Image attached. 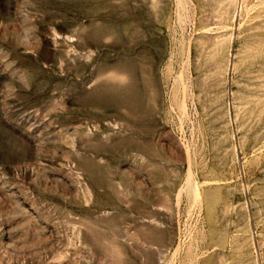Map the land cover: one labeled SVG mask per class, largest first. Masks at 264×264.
Masks as SVG:
<instances>
[{
  "label": "rangeland",
  "instance_id": "obj_1",
  "mask_svg": "<svg viewBox=\"0 0 264 264\" xmlns=\"http://www.w3.org/2000/svg\"><path fill=\"white\" fill-rule=\"evenodd\" d=\"M0 264H264V0H0Z\"/></svg>",
  "mask_w": 264,
  "mask_h": 264
}]
</instances>
